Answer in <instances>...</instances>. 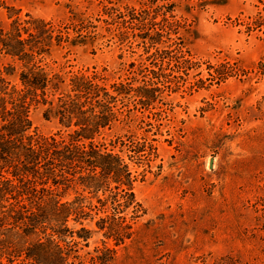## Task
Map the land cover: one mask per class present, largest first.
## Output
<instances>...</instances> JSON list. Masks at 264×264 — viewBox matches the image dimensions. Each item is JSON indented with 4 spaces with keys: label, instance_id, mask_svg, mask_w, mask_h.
<instances>
[{
    "label": "rangeland",
    "instance_id": "1",
    "mask_svg": "<svg viewBox=\"0 0 264 264\" xmlns=\"http://www.w3.org/2000/svg\"><path fill=\"white\" fill-rule=\"evenodd\" d=\"M164 3L170 12L155 11ZM144 10H153L145 22L154 17L155 29L139 23ZM15 14L68 37L44 56L47 70L96 72L108 87L133 89L121 109L130 123H114L97 141L137 176L143 213L117 246L96 216L84 221L90 238L73 237L81 257L110 249L107 264L264 261V0H0L2 23ZM8 65L15 70L6 79L18 85L19 65L0 54V69ZM46 109L30 108L28 134L65 135Z\"/></svg>",
    "mask_w": 264,
    "mask_h": 264
},
{
    "label": "trees",
    "instance_id": "2",
    "mask_svg": "<svg viewBox=\"0 0 264 264\" xmlns=\"http://www.w3.org/2000/svg\"><path fill=\"white\" fill-rule=\"evenodd\" d=\"M173 6L164 3L155 11L170 12ZM142 13V27L155 29L154 17L145 22L153 10ZM8 19L0 21V54L14 60L19 71L18 85H12L6 76L15 67L0 69V264H107L113 250L86 259L73 237L87 241L91 230L83 222L96 216L97 230L117 246L131 237L132 224L143 213L133 193L137 176L119 154L97 141L114 123H130V110L121 109L133 89L121 83L108 87L96 72L64 78L47 70L44 56L68 37L54 38L50 22L30 15ZM39 105L47 108L45 116L57 118L65 135L28 134L29 110ZM68 190L75 193L69 200L64 199ZM69 221L80 228H69ZM218 264L246 263L226 257Z\"/></svg>",
    "mask_w": 264,
    "mask_h": 264
}]
</instances>
